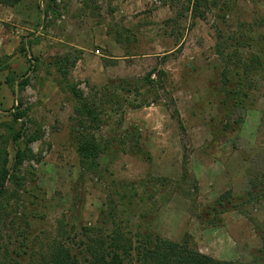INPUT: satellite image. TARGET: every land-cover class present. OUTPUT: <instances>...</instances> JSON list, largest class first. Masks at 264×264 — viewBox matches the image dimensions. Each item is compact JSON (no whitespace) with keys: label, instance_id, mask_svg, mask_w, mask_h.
Masks as SVG:
<instances>
[{"label":"rangeland","instance_id":"obj_1","mask_svg":"<svg viewBox=\"0 0 264 264\" xmlns=\"http://www.w3.org/2000/svg\"><path fill=\"white\" fill-rule=\"evenodd\" d=\"M190 1L194 0H45L41 25L46 43L36 54L26 50L30 64L37 63V69L30 72L26 88L15 92L13 104L0 111L3 133L1 124L11 120L22 99V109H27L25 131L32 133L39 128L41 134L30 144L33 158L22 167L26 178L25 187L20 188L22 215L5 230V240L12 247L23 242V228L30 222L29 237L35 240L36 251L58 234L66 244L81 249L87 240L84 227L105 233L111 228L100 218L101 209L109 205V196L119 199L133 183L151 176L179 182L186 158L189 177L182 186L193 195L192 187H197V199L179 192L162 204L159 197L146 194L139 208L138 198L132 196L131 206L134 210L156 206L154 229L165 237L180 240L190 234L203 253L224 260H252L262 245L255 223L264 222V57L262 64L255 63L257 74L253 71L248 77L253 86L248 106L236 111L243 117L238 132L213 139L207 124L216 115L215 110L202 98L209 97L212 85L222 84L225 67L231 68L257 53L253 37L258 43L264 42V0H218L216 6L201 9L204 16L196 18L192 17V8L188 10ZM224 3L228 6L220 10ZM48 5L51 7L45 11ZM218 10L226 13L225 19L218 16ZM101 24L115 42L112 49L103 39V30L97 37L90 36L93 26ZM127 30L132 43H118L116 37L126 35ZM113 49L116 55L126 56V49L135 55L117 63L112 78L144 79L155 71L151 76L154 82H143L139 93L111 88L106 96L98 95L96 87L107 80H102L101 66L113 56ZM66 54L80 59L63 75L54 57ZM70 85H77L85 98L107 111L104 122L90 130L102 146L117 139L114 144L127 147L131 143L129 134L137 127L141 143L152 158L122 152L114 156L107 149L94 162L82 161L74 144L79 125L74 111L77 101ZM145 100L148 106H142ZM9 151L12 159V144ZM228 161L229 182L234 186L231 190L247 191L254 178L263 194L249 206V216L231 212L222 215L225 224L221 227L204 228L197 213L201 204L212 203L226 191L220 173ZM141 190L145 188H138ZM214 191L219 194L214 196ZM133 219L131 224L135 225L138 218Z\"/></svg>","mask_w":264,"mask_h":264},{"label":"trees","instance_id":"obj_2","mask_svg":"<svg viewBox=\"0 0 264 264\" xmlns=\"http://www.w3.org/2000/svg\"><path fill=\"white\" fill-rule=\"evenodd\" d=\"M20 1L22 0H0V2L12 5ZM190 4L188 10L192 8V17L196 18L204 16L201 9H210L212 4L216 6L218 0H194L192 3L190 1ZM226 6L228 5L224 3V7L219 8L222 10ZM50 7L51 5H48L45 11L49 10ZM220 10L217 11L218 16L225 19L226 13H221ZM126 32V35L121 34L116 37L118 43H132L128 34L129 30ZM252 40L254 50L256 46L257 53H252V57H244L238 62L239 64H235L231 68L225 67L221 73L222 84L220 86L219 84L212 85L208 92L209 97L207 99L202 98L205 105H213L215 110L216 115L207 124L215 140L227 132H238L243 124V117L237 115L236 111L248 106V99L253 87L248 82V77L253 74V71H255V75L257 74L258 68L255 63L262 64L264 57V42L258 43L254 37ZM28 42L22 41L21 51L30 49ZM178 45L177 42L176 47ZM125 52L127 57L135 55L127 49ZM10 57L5 56L1 59L0 71L10 70V65L7 63ZM54 59L58 70L66 75L80 57H71L70 54H66L56 56ZM37 66V63L32 62L27 72L22 75L10 70L7 83L14 92H22L26 88L30 83V72L36 71ZM153 72L155 71L149 72L144 79L109 78L106 83L96 87V93L106 96L111 92V88L116 92L122 89L127 92L139 93L143 82H154L151 78ZM69 87L77 101L74 111L79 128L78 134L75 135L74 144L82 161L91 160L94 162L107 149L113 151L114 156L122 152L141 159L150 160L152 158L151 153L141 143L142 134L137 127L130 132L131 143L127 147L121 143L114 144L117 139L102 146L101 141L90 130L96 124L99 125V123L104 122L107 111L102 110L103 106H98L95 102L85 98L84 93L77 88V85H70ZM18 101L19 105L15 107L11 120L1 124L4 132L0 133V264H264V222L255 223L257 233L262 241L261 247L253 253L250 262H239L219 259L201 252L197 244L191 239L190 234H185V237L180 240L163 236L154 229L155 214L153 215V212H155L156 206L139 210H134V205L131 206L134 197V199L138 198L136 208H139V202L141 205L146 201V197H144L146 194H150V198L159 197L163 200L162 204L167 203L170 196L179 192L188 198L194 196L197 199L199 193L197 187H192L193 195L189 188L184 189L182 186V184L188 183L189 177L186 158L183 163L182 178L179 182L168 177L151 176L133 183L130 191L119 199L109 196V205L107 204V207L101 209L100 218L104 225L110 224L111 228L105 233L102 229L84 227L87 240L84 242V246L81 245V249L66 244L62 239V234L61 236L58 234L49 245L40 246V252L36 251L38 248L36 242L29 237L32 227L30 222H26L23 228V242L16 248L12 247L10 241L5 240V230L10 225H14L16 218L22 215L20 212V188H24L26 184V178L21 173L22 167L26 160H30L34 156L30 144L41 137L39 128L32 133L25 131L26 123L23 121V117L26 115L27 109H22V99ZM148 103L149 101L145 100L142 102V106H148ZM72 118L76 120V117ZM218 118L219 122H216L215 120ZM179 126L184 132L186 128L183 123ZM125 138L127 139V134L123 139L124 143ZM121 142L123 141L121 140ZM11 144L15 149L12 159L9 151ZM33 183L35 185V179H33ZM250 183L251 187L243 193H235L229 189L222 192L212 203L201 204L197 217L202 226L204 228H219L225 224V217L222 215L231 212H240L249 216V206L259 200L263 194L261 187H258L259 184L254 178L251 179ZM157 186L156 191L152 192ZM140 187H144L145 190L139 192L138 188L140 189ZM43 198L40 197L39 200ZM136 217L138 218L137 222L132 225L131 221ZM124 222L125 225H123ZM128 225L131 228H127Z\"/></svg>","mask_w":264,"mask_h":264},{"label":"crops","instance_id":"obj_3","mask_svg":"<svg viewBox=\"0 0 264 264\" xmlns=\"http://www.w3.org/2000/svg\"><path fill=\"white\" fill-rule=\"evenodd\" d=\"M125 4L128 5L129 3ZM44 5L45 0H22L14 5L0 2V61L5 56H11L7 63L10 65V70L17 74L27 72L30 67V62L28 59L30 58V54L26 51L20 50L22 41L29 40V42H31L30 45L28 42V45L34 54H36L39 49H42L43 44L46 43V40L44 39L46 34H44L42 31L43 29L41 25V22L44 18L42 10ZM99 30H103V39L105 42H109L108 45L112 49L115 42L111 41V37H109L106 32L107 28L103 24L93 26V32H91L90 36H94L95 34L97 37ZM76 46L77 48L79 47L86 49L81 45ZM112 53L113 56H109L107 58L108 60H105L101 66V69H103V81L105 79L108 81L109 78H112L114 76L115 68L118 67V64L125 62L124 60L127 59V57L124 56V53L116 55L117 53L115 49H113ZM114 59L118 61H114ZM10 70L5 69L0 71V111H2L3 108H9L15 99V92L7 83ZM229 163L230 162L228 161L223 165V170L220 173V179H222L226 186L225 190L234 187L229 182ZM213 194L216 196V194L219 193L218 191H214Z\"/></svg>","mask_w":264,"mask_h":264}]
</instances>
